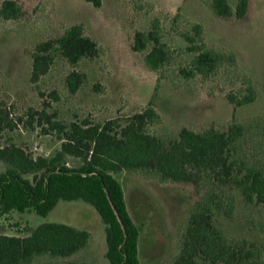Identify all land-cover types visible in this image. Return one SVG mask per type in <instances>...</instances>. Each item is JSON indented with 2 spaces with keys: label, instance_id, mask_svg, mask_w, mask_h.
I'll return each instance as SVG.
<instances>
[{
  "label": "rangeland",
  "instance_id": "1",
  "mask_svg": "<svg viewBox=\"0 0 264 264\" xmlns=\"http://www.w3.org/2000/svg\"><path fill=\"white\" fill-rule=\"evenodd\" d=\"M16 1L23 6L25 17L0 20V98L14 108V117L23 121L14 131L3 134V146L15 144L34 157L47 158L60 150L62 142L56 134L44 133L47 126L29 125L27 115L31 110L46 108L56 121L66 124L86 119L103 123L115 118L125 122L151 106L162 122L151 125L149 132L162 138H177L184 128L201 132L243 124L247 133L234 145L235 155L250 167L264 171V0H250L242 19L214 16L207 0ZM228 1L236 5V0ZM155 19H160L163 41L172 56L169 65L158 73L145 63L148 51L137 53L133 49L136 32H147ZM190 23L202 25L209 48L235 54L237 66L224 67L209 79L182 77L180 70L188 67L194 57L182 38L184 33L193 34ZM74 25H82L86 36L101 47L99 57L84 59L77 67L58 57L48 74L33 84L35 48L60 38ZM74 70L84 74L86 82L72 93L67 77ZM251 85L259 92L255 102L236 107L228 101L227 95L243 96ZM69 164L79 162L70 160ZM5 170L0 162V175ZM115 177L140 230L141 263L171 264L181 251L188 217L198 200L193 187L163 183L140 172L123 171ZM223 197L227 202L234 197L236 210L232 218L217 214L216 226L229 240L259 244L264 260V206H246L241 194L229 187ZM43 223L87 230L91 240L84 251L69 258L44 256L30 264H110L105 225L96 209L83 201H60L47 217L33 211L0 214V235L28 237Z\"/></svg>",
  "mask_w": 264,
  "mask_h": 264
},
{
  "label": "trees",
  "instance_id": "2",
  "mask_svg": "<svg viewBox=\"0 0 264 264\" xmlns=\"http://www.w3.org/2000/svg\"><path fill=\"white\" fill-rule=\"evenodd\" d=\"M91 1V0H90ZM216 17L244 18L250 0H207ZM99 5V3H96ZM25 17L23 6L16 0L0 5V20L17 21ZM191 33L182 38L187 51L194 54L188 67L180 70L185 79L201 76L209 79L224 67H236L237 56L207 46L201 24L190 23ZM133 49L147 52L145 63L153 72L169 65L172 56L163 41L160 19H155L147 32L138 31ZM102 49L85 34L82 25H74L57 39L41 43L33 53L32 83L48 74L58 57L72 67L84 60H94ZM86 76L73 71L67 86L77 92ZM54 95V99L58 97ZM259 92L253 85L243 96L227 95L236 107L257 100ZM13 107L0 98V162L6 166L0 175V214L13 211L47 217L60 201H83L98 212L106 233V258L110 264H142L140 230L133 221L121 183L115 177L127 172H140L147 178L192 186L198 200L194 203L181 242V251L171 264H264L259 244L248 240H229L216 226L215 217L232 218L236 199L227 202V188L241 194L246 206H264V171L250 167L239 159L234 145L247 133L241 123L229 124L225 130L214 127L201 132L184 128L177 138H162L149 132L162 117L148 107L127 118L92 123L89 119L66 124L55 120L47 109L31 110L29 125L44 127L45 134H56L61 148L52 157H34L12 144L3 146L6 131H14L23 119L15 118ZM45 124V125H44ZM264 140V126L261 130ZM76 160L78 165H71ZM29 176H33L31 180ZM224 191V194L222 192ZM91 240L89 231L62 223H43L28 237L0 235V264H30L48 256L69 258L84 251Z\"/></svg>",
  "mask_w": 264,
  "mask_h": 264
},
{
  "label": "crops",
  "instance_id": "3",
  "mask_svg": "<svg viewBox=\"0 0 264 264\" xmlns=\"http://www.w3.org/2000/svg\"><path fill=\"white\" fill-rule=\"evenodd\" d=\"M107 252V251H106Z\"/></svg>",
  "mask_w": 264,
  "mask_h": 264
}]
</instances>
